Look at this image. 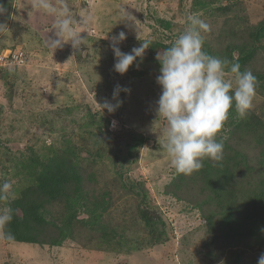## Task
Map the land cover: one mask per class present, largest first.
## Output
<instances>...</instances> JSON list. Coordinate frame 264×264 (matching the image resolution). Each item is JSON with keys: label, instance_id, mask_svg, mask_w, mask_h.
I'll return each mask as SVG.
<instances>
[{"label": "rangeland", "instance_id": "374dc122", "mask_svg": "<svg viewBox=\"0 0 264 264\" xmlns=\"http://www.w3.org/2000/svg\"><path fill=\"white\" fill-rule=\"evenodd\" d=\"M69 3L80 29L88 32L77 50L70 43L49 46L55 17L35 8V0H0V54L22 51L26 60L19 68L0 66V184L10 182L14 192L0 200V209L34 183L40 162L66 156L83 178L77 190L69 188L68 198L42 202L37 233L42 243L0 236V264H235L237 252L257 264L264 253V224H244V206L231 213L235 222L226 220L220 207L202 204L211 193L204 171L186 175L171 165L164 147L167 121L155 110L161 92L156 54L186 29L189 15L211 26L202 32L209 55L223 59L228 52L236 57L240 49L253 51L241 69L258 81L249 124L228 137L235 121L229 117L217 135L218 141L227 139L223 158L234 166L224 181L246 195L264 182V146L257 144L264 139V33L256 37L264 30V0ZM120 31L127 36L119 45L125 53L149 42L136 62L139 70L134 63L123 75L113 69L109 46ZM226 79L234 82V75ZM117 84L130 92H120L123 103L114 113L102 111L97 103H116ZM134 138L144 143L129 154L126 143ZM143 215L157 226L153 231ZM242 230L254 235L240 239Z\"/></svg>", "mask_w": 264, "mask_h": 264}, {"label": "clouds", "instance_id": "9594fccd", "mask_svg": "<svg viewBox=\"0 0 264 264\" xmlns=\"http://www.w3.org/2000/svg\"><path fill=\"white\" fill-rule=\"evenodd\" d=\"M34 7L55 17L49 46L57 49L70 43L73 49L81 48L88 37L86 30L82 31L79 21L72 15L69 0H35ZM4 8L0 6V13ZM131 14L128 13V21ZM186 29L178 35L174 43L163 52H157L156 60L160 64L156 83L161 92L156 100V113L167 121L166 144L167 153L171 157V165L178 173L190 175L199 171L204 165L203 158L213 161L223 158L224 144L217 140V135L229 118L233 108L241 118L248 115L253 107L258 81L250 70L241 71L238 62L228 58H218L203 50L204 39L202 32L211 30V26L197 15L187 17ZM129 26L128 23L125 25ZM4 25H0L3 29ZM81 33H86L82 36ZM127 39L126 33L120 31L111 36L110 48L114 54L115 72L123 75L129 68L140 64L143 60L149 42H141L130 52L121 51L119 45ZM227 75H234V82L226 79ZM121 91L126 93L130 89L117 84L113 89V104L107 99L97 103L101 110L114 113L122 101L118 99ZM116 121L112 122L115 128ZM10 182L0 184V200H9L14 195ZM13 210L10 207L0 209V236L11 241L14 235L10 231H3L12 220ZM223 264V262H221ZM257 264H264V253L258 258Z\"/></svg>", "mask_w": 264, "mask_h": 264}, {"label": "trees", "instance_id": "16d2710c", "mask_svg": "<svg viewBox=\"0 0 264 264\" xmlns=\"http://www.w3.org/2000/svg\"><path fill=\"white\" fill-rule=\"evenodd\" d=\"M263 28L260 29L256 37L259 38L263 35ZM167 49L169 46L164 45ZM251 53L253 51H250ZM249 51L243 52L241 49L238 51V56L233 57L229 52L226 56L232 62H238L241 65V69L246 65V59L250 58L252 55ZM11 67V66H7ZM19 68V67H16ZM229 117H233L235 121H231L227 130L228 137L235 136L237 133L236 129H242L240 126L244 124L248 126L249 121H247V115L243 118L235 111V108L230 110ZM239 120V121H238ZM255 127H260L255 118H251ZM254 130H257L256 128ZM257 144L259 149L264 146V139L259 137ZM227 139H220L223 142L224 148L227 147ZM144 143L143 138H134L132 141L127 142L128 152L134 150L137 146H141ZM206 162V161H204ZM203 163V162H202ZM211 163V162H210ZM41 168L39 173L36 175L34 183L30 184L25 188L22 195L15 199H11L8 202V207H10L12 212V220L6 226L3 231H10L14 235V239L11 241L18 242H29V243H42L39 238V225L41 223V216L39 214V209L42 207V202H54L62 198H68L70 192L67 193L69 188L73 187L72 190H77L79 188L80 182L82 181V175L77 166L67 159L66 156H60L59 158L46 160L40 162ZM234 166L229 165L226 158H222L221 161L216 163L206 164L202 169L203 173L206 174L204 177V182L207 186L211 187V193L206 195L203 205L210 208L211 204L214 203L220 211L224 213L226 220L234 221L231 213L236 214V210L242 209L244 206L246 209L243 212L242 221L244 224L249 223L253 226L258 223L264 224V182L259 183L255 190L249 191L246 195L238 193L234 187H228L224 178L231 176L232 169ZM214 174L216 181L213 180ZM209 175L212 178H209ZM215 181V182H214ZM247 191V190H246ZM220 212V213H221ZM203 215L211 217V213H203ZM144 221L151 227L153 231L157 226H154L151 218L143 215ZM237 233V231H235ZM38 233V234H37ZM240 239L253 236V230L248 232L247 230H242L240 233ZM8 241V240H6ZM56 243V242H54ZM242 252H237L233 255L232 259L235 264H251L246 256L241 254Z\"/></svg>", "mask_w": 264, "mask_h": 264}, {"label": "built area", "instance_id": "2783aa9c", "mask_svg": "<svg viewBox=\"0 0 264 264\" xmlns=\"http://www.w3.org/2000/svg\"><path fill=\"white\" fill-rule=\"evenodd\" d=\"M26 64L24 53L22 51H9L7 55L0 54V66H23Z\"/></svg>", "mask_w": 264, "mask_h": 264}, {"label": "crops", "instance_id": "0c3cea01", "mask_svg": "<svg viewBox=\"0 0 264 264\" xmlns=\"http://www.w3.org/2000/svg\"><path fill=\"white\" fill-rule=\"evenodd\" d=\"M2 239H3V237H2Z\"/></svg>", "mask_w": 264, "mask_h": 264}]
</instances>
